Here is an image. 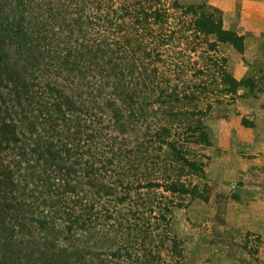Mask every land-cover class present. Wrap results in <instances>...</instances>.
I'll list each match as a JSON object with an SVG mask.
<instances>
[{"label": "trees", "instance_id": "16d2710c", "mask_svg": "<svg viewBox=\"0 0 264 264\" xmlns=\"http://www.w3.org/2000/svg\"><path fill=\"white\" fill-rule=\"evenodd\" d=\"M175 11L198 14L177 0H0V264H181L172 212L195 193L186 146L210 145L212 104L199 108L206 81L166 76ZM199 14L206 47L235 38ZM219 70L212 91L234 94L242 81Z\"/></svg>", "mask_w": 264, "mask_h": 264}, {"label": "rangeland", "instance_id": "374dc122", "mask_svg": "<svg viewBox=\"0 0 264 264\" xmlns=\"http://www.w3.org/2000/svg\"><path fill=\"white\" fill-rule=\"evenodd\" d=\"M177 2L198 14L184 15L178 11L169 14L168 36L172 35L175 42L165 55L166 76L179 85L189 80L197 84L206 81V97L199 108L205 110L208 103L212 106L204 117L210 145L186 146L188 157L202 169L190 177L196 186L194 195L186 196L183 207L173 210L169 235L180 245L181 264H259L264 261L258 256L259 239L234 227L226 202L238 189L232 176L236 159L264 157V18L257 19L260 9L255 4H264V0ZM202 11L215 21L221 20L222 30L235 38L216 42L214 49L206 47L203 42H214V36L199 34L190 23ZM179 57L183 68L175 64V58ZM220 65L237 81H242L234 94L212 91L209 73L219 72ZM202 69L206 71L204 76L194 77ZM223 160L230 162L227 173L231 176H224ZM163 256L167 262L174 260L173 255Z\"/></svg>", "mask_w": 264, "mask_h": 264}, {"label": "crops", "instance_id": "0c3cea01", "mask_svg": "<svg viewBox=\"0 0 264 264\" xmlns=\"http://www.w3.org/2000/svg\"><path fill=\"white\" fill-rule=\"evenodd\" d=\"M255 4L260 9L257 19L264 18V4ZM259 156L252 159H236L235 172L233 167L231 170L234 172L232 176L238 183V189L232 197H228L226 208L228 214L230 213L229 220L235 228L259 239L258 256L264 258V157ZM229 164V161L223 160L224 176H231L227 173ZM259 264H264V261Z\"/></svg>", "mask_w": 264, "mask_h": 264}]
</instances>
